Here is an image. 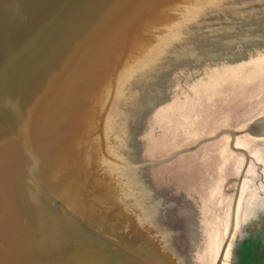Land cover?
Masks as SVG:
<instances>
[{"label": "water", "instance_id": "water-1", "mask_svg": "<svg viewBox=\"0 0 264 264\" xmlns=\"http://www.w3.org/2000/svg\"><path fill=\"white\" fill-rule=\"evenodd\" d=\"M262 140L264 0H0V264H223Z\"/></svg>", "mask_w": 264, "mask_h": 264}, {"label": "rangeland", "instance_id": "rangeland-1", "mask_svg": "<svg viewBox=\"0 0 264 264\" xmlns=\"http://www.w3.org/2000/svg\"><path fill=\"white\" fill-rule=\"evenodd\" d=\"M258 149L261 153L264 152V140L257 143ZM248 167V166H247ZM264 173L253 172L250 169H245L241 174V178H237L239 181V201L238 209L240 212V218L244 220V224H237L232 229L229 228V225L226 222V212L229 213L231 196L228 195L225 197L226 193L231 191L229 184L232 183L229 180L224 181V192L219 198V206L217 216L218 224L216 230L214 229V239L213 251L214 254L212 257L215 259L219 250H223V256L221 263L223 264H232L236 260L235 248L236 245L240 242H244L245 245L243 249V255L240 256L237 262H246L247 264L257 263L261 264L262 260L258 259L259 256H251V250L256 251L261 248L262 243L258 242L264 240ZM219 195V194H218ZM217 195V196H218ZM235 210V218H236ZM243 238V239H242ZM247 238H251V242L248 243ZM258 245V246H257ZM259 254V253H258Z\"/></svg>", "mask_w": 264, "mask_h": 264}, {"label": "flooded vegetation", "instance_id": "flooded-vegetation-1", "mask_svg": "<svg viewBox=\"0 0 264 264\" xmlns=\"http://www.w3.org/2000/svg\"><path fill=\"white\" fill-rule=\"evenodd\" d=\"M243 239V238H242ZM247 242L248 243H250L252 240H251V238H247ZM250 241V242H249ZM258 242H260V243H262V245H261V248H259V249H257L256 251H253V250H251V252H250V254H251V256H256L257 257V255L259 256V258L258 259H260V260H262V263L261 264H264V240H260V241H258ZM245 245H248V244H245L244 242H242L241 240H240V242L236 245V248H235V250H236V252H235V255H236V260H234V262L232 263V264H247L246 262H242V261H240V262H237L238 261V259L240 258V256H242L243 255V249H244V247H245ZM258 246V245H257ZM259 253V254H258ZM251 264H257V263H251Z\"/></svg>", "mask_w": 264, "mask_h": 264}]
</instances>
